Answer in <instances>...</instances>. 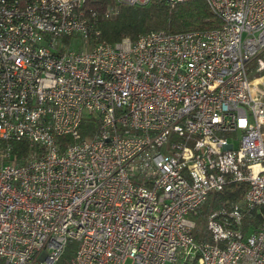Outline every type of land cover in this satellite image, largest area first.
Masks as SVG:
<instances>
[{
  "label": "built area",
  "instance_id": "2783aa9c",
  "mask_svg": "<svg viewBox=\"0 0 264 264\" xmlns=\"http://www.w3.org/2000/svg\"><path fill=\"white\" fill-rule=\"evenodd\" d=\"M205 2L219 28L109 44L86 0H0V142L40 148L21 165L0 149V264H264V225L242 224L264 206V75L246 73L264 0ZM232 184L243 206L196 241L192 217Z\"/></svg>",
  "mask_w": 264,
  "mask_h": 264
},
{
  "label": "trees",
  "instance_id": "16d2710c",
  "mask_svg": "<svg viewBox=\"0 0 264 264\" xmlns=\"http://www.w3.org/2000/svg\"><path fill=\"white\" fill-rule=\"evenodd\" d=\"M85 7L88 13H95L93 22L98 32V41L109 44L125 39L135 41L154 32L179 34L220 27V20L210 11L205 0H187L177 5H170L165 0H151L136 6L116 3L113 0H86ZM95 130L96 124L85 119L80 126V135L85 138ZM68 142L67 136L56 139L61 151ZM0 149L5 152V159H10L17 165L24 163L29 155L40 152L37 145H31L25 140L0 142ZM245 190V186L232 184L221 192L209 193L204 211L199 209L195 216L202 212L207 216L220 209L228 211L234 205L242 207ZM242 224L244 233L254 232L264 225V206L243 211ZM194 238L196 241L210 242L206 228L202 231L195 228ZM74 249L75 244L69 243L64 257L70 259Z\"/></svg>",
  "mask_w": 264,
  "mask_h": 264
},
{
  "label": "rangeland",
  "instance_id": "374dc122",
  "mask_svg": "<svg viewBox=\"0 0 264 264\" xmlns=\"http://www.w3.org/2000/svg\"><path fill=\"white\" fill-rule=\"evenodd\" d=\"M69 44L70 42H67V45ZM69 48H71L72 50L78 49V47L75 44H73L71 47L69 46ZM258 60H264V54L259 55L257 58L253 59L246 67L247 77L250 81L264 75V70H258ZM201 209L202 211H204L205 204L201 207ZM206 219L207 216L203 212L198 216L192 217V221L196 223V228L200 231L205 230Z\"/></svg>",
  "mask_w": 264,
  "mask_h": 264
}]
</instances>
